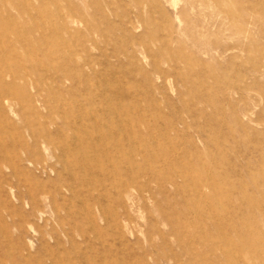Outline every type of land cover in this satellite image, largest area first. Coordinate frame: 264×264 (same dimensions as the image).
I'll return each mask as SVG.
<instances>
[{"label":"rangeland","instance_id":"1","mask_svg":"<svg viewBox=\"0 0 264 264\" xmlns=\"http://www.w3.org/2000/svg\"><path fill=\"white\" fill-rule=\"evenodd\" d=\"M0 96V264H264V0H0Z\"/></svg>","mask_w":264,"mask_h":264},{"label":"bare ground","instance_id":"2","mask_svg":"<svg viewBox=\"0 0 264 264\" xmlns=\"http://www.w3.org/2000/svg\"><path fill=\"white\" fill-rule=\"evenodd\" d=\"M1 75H4V74L1 73ZM4 76H5V75H4ZM1 80H2V79H1ZM0 97H1V96H0ZM3 119H4V118H3ZM11 119H12V118H11ZM9 124H10V123H9ZM0 145H1V144H0ZM0 155H2V154H0ZM115 175H116V174H115ZM15 181H16V180H15ZM64 187H65V186H64ZM68 202H69V201H68ZM221 220H222V219H221Z\"/></svg>","mask_w":264,"mask_h":264}]
</instances>
